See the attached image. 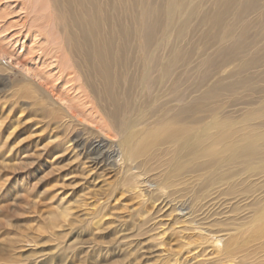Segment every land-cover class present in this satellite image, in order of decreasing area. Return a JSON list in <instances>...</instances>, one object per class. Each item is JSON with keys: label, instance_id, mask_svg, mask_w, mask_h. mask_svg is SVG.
<instances>
[{"label": "bare ground", "instance_id": "1", "mask_svg": "<svg viewBox=\"0 0 264 264\" xmlns=\"http://www.w3.org/2000/svg\"><path fill=\"white\" fill-rule=\"evenodd\" d=\"M3 3L7 15L25 10L21 28L26 33L30 31L28 37L34 49L50 59L48 64L55 65L57 74L63 75L67 69V81H73L75 70L78 72L75 64H65L60 59V50L66 43L67 50L77 52L89 64V70L103 81L101 88L92 87L91 94L99 99L105 119L98 110L95 112L100 115L87 111L84 102L74 112L75 106L70 102L61 101L58 105L45 94L72 119L68 120L67 128L81 158L97 169L114 171L118 167L119 176L111 187L97 190L104 204L94 205L89 224H100L107 213L105 204L116 197V188L127 186L142 198L140 212L135 214L131 209L133 234L147 232L151 207L159 201V205L167 204L171 212L180 215L176 223L183 226L160 227L151 237L156 246L166 247L174 240L178 250L189 251L213 242L231 264L240 263L237 245L231 248L237 240L227 237L231 234L227 228L228 211H222L221 218L214 219L197 213L204 205L216 204L212 199L209 204L204 201L198 207L192 205L197 193L209 185H216L223 210L228 199L238 196L242 200L252 198L244 203L246 209L262 201L256 193L261 186L254 183L253 177L264 173V144L260 142L264 141V110L246 113V120L237 123L197 120L196 115L201 99H210L224 90L234 93L254 77L264 84V0H3ZM57 25L63 30L62 37L56 35ZM214 26L218 42L214 52L205 54L195 66L186 67L193 46L189 45L191 49L185 53L184 44L201 39L202 27ZM252 26L259 28V33L255 34ZM41 36L42 46L37 40ZM3 53L0 51V56ZM234 61L237 65L229 75L236 78L234 81L224 84L216 80L201 98L196 96L195 92L219 68ZM192 70L197 72L196 77L191 75ZM123 84L126 88L119 91L118 86ZM81 88L85 92L84 86ZM260 91L264 92V86ZM50 113L54 114L46 112L48 116ZM80 127L93 130L85 136ZM156 149L161 156H167L158 164H154ZM258 162L262 166L255 172L251 166ZM145 186L154 189L145 194ZM63 209V217L69 216L70 208ZM261 212L256 218L238 223L235 231L240 230L243 238L264 235V209ZM72 223L69 220L68 225ZM217 223L222 227H213ZM83 226L78 229L79 238L86 230ZM76 241L86 243L82 239ZM89 242L101 243L99 238ZM220 242L222 247L218 246ZM169 260L158 262L168 264Z\"/></svg>", "mask_w": 264, "mask_h": 264}, {"label": "rangeland", "instance_id": "2", "mask_svg": "<svg viewBox=\"0 0 264 264\" xmlns=\"http://www.w3.org/2000/svg\"><path fill=\"white\" fill-rule=\"evenodd\" d=\"M0 4V51L4 52L0 56V264H159L158 261L165 258L170 259L168 264H231L218 252L213 242L189 251L178 250L174 240L166 247L156 246L151 237L159 232L160 227L183 226L176 223L180 215L171 212L167 204L159 205V201L151 207L152 219L146 224L147 232L142 235L133 234L134 229L130 225V216L133 214L131 209L135 214L139 213L142 198L132 188L128 190L127 186L116 188L115 199H109L108 204H105L107 213L102 217V222L89 224V215L94 205L104 204V198L97 190L111 187L119 176V170L118 167L114 171L93 168L81 158L73 143L72 133L67 128L68 120L72 119L53 102H59V105L61 101H68L75 106L74 112L84 102L87 111L92 110V113L101 114L105 119V115L102 116L100 112L99 99L91 94L92 87L101 88L103 81L89 70V64L77 52L75 54L67 50L66 43H63L64 47L60 50V59L65 64H75L78 72L75 70L73 81H67V69H64L65 75L57 74L58 70L53 68L55 65L48 64L50 59L34 49L28 37L30 31L26 33V29L21 28L20 21L25 19V10L7 15V10L2 7L3 0ZM214 27H202L199 32L201 39L194 38L184 44L187 46L183 48L185 53L193 46V55L186 67L189 64L195 66L206 55L214 52L218 45L215 39L217 28ZM56 31V35L62 37L63 30L58 27ZM252 31L257 34L259 28L253 27ZM43 36L37 39L40 43H43ZM50 50L51 47L48 48ZM235 63L237 61L229 62L216 70L213 77L195 92L196 96L201 98L216 80L224 84L234 81L236 78L230 76L237 65ZM62 67L65 68L64 65ZM58 75L60 78H57ZM191 75L196 77L197 72L192 70ZM81 84L85 90L83 93ZM248 84L234 93L224 90L210 99H201L197 120L221 119L237 123L246 120V113L261 108L264 110V92L260 91L263 82L254 77ZM123 85L117 89L123 91L126 88ZM45 94L55 101L50 102ZM235 94L237 96L233 97ZM46 112L55 115L50 113L48 116ZM79 130L89 136L93 129L80 127ZM113 139L115 142L117 136ZM106 141L110 142L107 138ZM260 142L264 144L263 140ZM153 154H157L154 164L167 157L161 156L158 149ZM260 166L262 163L258 162L251 167L258 172ZM253 179L254 183L261 186L256 193L262 201L248 205V209L244 203L252 198L242 200L238 196L228 199V206L223 210L221 194L215 188L216 185H209L203 192L199 191L192 205L195 203L194 207H198L204 201L209 204L212 199L216 204L204 205L197 213L201 216L210 215L214 219L221 218L222 211H228L227 228L231 234L227 237L228 240H237L231 248L237 245L236 254L242 258L240 263L233 264H264V235L243 238L241 231L234 229L238 223L256 218L264 209V173L255 175ZM152 189L154 186H145L143 192L146 190L144 193L147 194V190ZM68 207L70 214L64 218L63 208ZM69 220L76 223L68 225ZM82 226L86 230L79 238L77 232ZM213 227L222 226L217 223ZM93 238H99L100 245L89 242ZM77 239L87 244L79 243ZM218 246L222 247L223 243L220 242Z\"/></svg>", "mask_w": 264, "mask_h": 264}]
</instances>
